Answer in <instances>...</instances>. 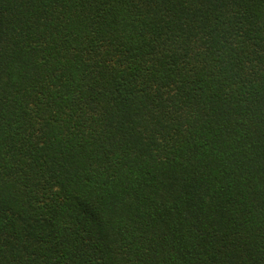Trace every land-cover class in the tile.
Segmentation results:
<instances>
[{"label":"trees","instance_id":"16d2710c","mask_svg":"<svg viewBox=\"0 0 264 264\" xmlns=\"http://www.w3.org/2000/svg\"><path fill=\"white\" fill-rule=\"evenodd\" d=\"M0 264H264V0H0Z\"/></svg>","mask_w":264,"mask_h":264}]
</instances>
